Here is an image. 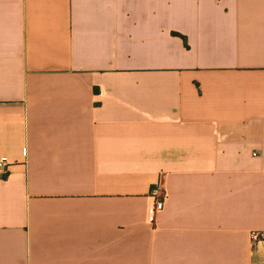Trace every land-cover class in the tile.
I'll use <instances>...</instances> for the list:
<instances>
[{"label": "crops", "instance_id": "obj_1", "mask_svg": "<svg viewBox=\"0 0 264 264\" xmlns=\"http://www.w3.org/2000/svg\"><path fill=\"white\" fill-rule=\"evenodd\" d=\"M0 159V264H264V0H0Z\"/></svg>", "mask_w": 264, "mask_h": 264}, {"label": "built area", "instance_id": "obj_2", "mask_svg": "<svg viewBox=\"0 0 264 264\" xmlns=\"http://www.w3.org/2000/svg\"><path fill=\"white\" fill-rule=\"evenodd\" d=\"M8 166H9V163L5 159H0V173H6ZM150 195L153 200V203L150 205V208H149L148 219H149L150 224H153L155 221L156 215L160 211H162L164 207L166 194L158 186H155L152 188ZM251 237L252 239H257L258 234L252 233Z\"/></svg>", "mask_w": 264, "mask_h": 264}]
</instances>
